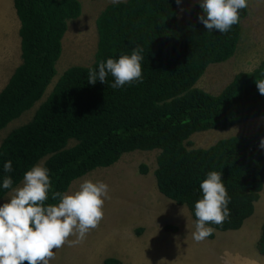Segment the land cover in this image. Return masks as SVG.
Returning a JSON list of instances; mask_svg holds the SVG:
<instances>
[{
  "label": "trees",
  "instance_id": "16d2710c",
  "mask_svg": "<svg viewBox=\"0 0 264 264\" xmlns=\"http://www.w3.org/2000/svg\"><path fill=\"white\" fill-rule=\"evenodd\" d=\"M14 5L21 22V63L0 91V131L42 99L57 75L69 20L82 13L80 0H14ZM248 12L249 5L240 10L238 24L221 34L207 32L200 22L199 2L187 18L180 16L176 0L110 3L96 20L95 61L69 67L32 119L4 137L0 180L10 175L16 187L45 158L53 190L66 193L76 179L115 164L126 152L159 149L154 174L165 197L186 206L195 220L200 183L209 171L221 172L231 197L230 215L221 225H208L213 229L208 238H215L217 231L241 229L264 187V150L258 147L264 126L209 147H192L191 139L196 132L264 116V96L256 86L264 80V60L251 71L235 74L218 94L197 86L210 64L234 56ZM137 46L143 49L142 83L114 90L111 75L106 84L87 82L89 69L98 62L130 55ZM8 160L13 172L5 174ZM142 171L147 173L146 165ZM9 191L0 189V199ZM257 249L264 255V222ZM104 264L123 263L107 258Z\"/></svg>",
  "mask_w": 264,
  "mask_h": 264
},
{
  "label": "rangeland",
  "instance_id": "374dc122",
  "mask_svg": "<svg viewBox=\"0 0 264 264\" xmlns=\"http://www.w3.org/2000/svg\"><path fill=\"white\" fill-rule=\"evenodd\" d=\"M80 1L82 13L78 18L69 20L63 38V51L57 62V75L41 100L0 131V144L10 131L32 119L69 67L89 65L95 61L99 41L96 20L111 0ZM196 2L199 0H182L177 4L180 16L187 18L189 9ZM248 3L249 12L242 20L236 53L225 62L210 64L198 81V87L218 94L235 74L251 71L264 60V0H250ZM3 9V0H0V36H5L4 23L9 21L3 20ZM9 11L18 19L14 6ZM19 39L21 42L20 36ZM0 66V74L3 75L1 90L14 69H11L13 63L5 69L1 56ZM260 126H264V116L227 129L196 132L191 139L192 147H209L221 138L251 134ZM159 152V149L126 152L115 164L99 167L71 184L66 193L78 190L85 180L106 183L109 193L103 206L104 216L83 240L65 243L56 250L50 264H104L107 258L119 259L123 264H264V255L257 249L264 222V187L254 214L241 229L217 231L215 238L207 237L197 242L192 237L195 220L190 210L165 197L158 188L154 172ZM44 161L45 158L37 164L43 166ZM143 165H146L147 173H143ZM11 195L9 191L0 199V205L8 202ZM69 239L76 241L77 236H70Z\"/></svg>",
  "mask_w": 264,
  "mask_h": 264
},
{
  "label": "clouds",
  "instance_id": "9594fccd",
  "mask_svg": "<svg viewBox=\"0 0 264 264\" xmlns=\"http://www.w3.org/2000/svg\"><path fill=\"white\" fill-rule=\"evenodd\" d=\"M122 0H111L113 5ZM179 5L182 0H176ZM248 0H199L202 14L198 17L207 32L228 33L240 20V10ZM143 49L134 48L130 55L118 59L107 58L98 67L89 69L87 82L106 84L111 75L112 89L142 83ZM264 96V80L256 81ZM258 147L264 150V137ZM5 174L13 172L12 161L3 164ZM10 175L0 180V189L10 190L8 202L0 205V264H50L56 250L65 243H78L95 229L103 219V206L109 186L103 181L85 180L72 193L53 190L50 169L36 164L24 173L22 184L13 187ZM202 198L195 202V231L192 237L199 242L212 235L209 224L221 225L229 217L231 197L222 180V173L209 171L200 183ZM49 199L56 204L46 203ZM77 236L76 241L69 239ZM55 249V251H53Z\"/></svg>",
  "mask_w": 264,
  "mask_h": 264
},
{
  "label": "crops",
  "instance_id": "0c3cea01",
  "mask_svg": "<svg viewBox=\"0 0 264 264\" xmlns=\"http://www.w3.org/2000/svg\"><path fill=\"white\" fill-rule=\"evenodd\" d=\"M3 6H4L3 13H2L3 20L4 21L9 20V21L4 23L5 36L3 35L0 36V47H1L0 56H1L5 69L7 68L9 69V67L7 66L13 63V66L11 67V69L15 70V68L21 63V57H20L21 42L19 39V36H20L19 31H20L21 22H20L19 17H18L19 19L18 21V19L15 16H13V12L9 11L13 9V6L16 11L14 0H3ZM7 12H8V15H7ZM16 14H17V11H16ZM16 58H17V62H15ZM13 72H10L11 73L10 76L6 78L7 80L3 83L4 85L1 86L2 87L1 90L7 85ZM2 76L3 75L0 74V80L3 79Z\"/></svg>",
  "mask_w": 264,
  "mask_h": 264
}]
</instances>
